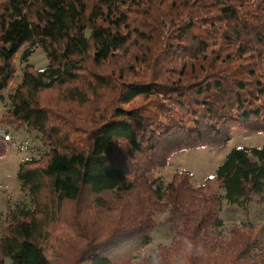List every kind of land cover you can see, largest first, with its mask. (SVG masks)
<instances>
[{"label":"trees","instance_id":"16d2710c","mask_svg":"<svg viewBox=\"0 0 264 264\" xmlns=\"http://www.w3.org/2000/svg\"><path fill=\"white\" fill-rule=\"evenodd\" d=\"M23 46L47 63H25L9 89ZM4 99L0 123L36 132L46 151L18 164L31 203L8 217L0 264H49L55 230L74 264H130L161 211L174 235L140 264H264V226L223 237L218 216L221 199L264 200V145L228 149L213 173L221 196L185 171L150 178L233 127L264 135V0H0ZM66 205L78 233L59 220Z\"/></svg>","mask_w":264,"mask_h":264},{"label":"rangeland","instance_id":"374dc122","mask_svg":"<svg viewBox=\"0 0 264 264\" xmlns=\"http://www.w3.org/2000/svg\"><path fill=\"white\" fill-rule=\"evenodd\" d=\"M28 50L26 62H22L20 55L22 51ZM25 50V51H26ZM25 63H29L33 69L40 70L47 61L43 52L37 47L23 46L17 53L15 58L16 73L10 83L9 89L14 87L20 78L22 67ZM141 99L137 98L131 103L124 105H138ZM8 105V101L0 102V114ZM0 135L4 136L5 150L0 154V236L8 220V217L17 214L19 210L30 206V195L27 190L20 187L16 180L15 173L18 164L29 158L39 157L46 149L39 140L36 132H27L23 127L14 125L6 126L0 123ZM261 146L264 145V135L258 132H249L240 127L231 128L228 140L220 146H196L177 153L171 154L166 163L154 170L150 178L165 184L175 171H185L192 183L197 186L206 184L208 193L222 194L214 180V169L221 161L223 155L233 146ZM157 182V181H156ZM73 207L71 205L64 206V212L60 216L63 224H69L71 229L77 232L73 226L71 217ZM221 221L220 235L227 237L226 229L233 224L245 225L251 224L264 226V200L252 198L249 202L242 206L226 203L221 199L220 211L218 214ZM153 227L149 233L148 243L134 252V257L130 260V264H140L143 260L150 258L153 251L158 247H167L174 233L171 230L168 220V211L154 212L152 215ZM97 231H100V228ZM55 230L48 238L50 248L47 251L49 264H74L69 258L76 251L71 245V241L66 235L58 234ZM75 240L81 242L80 237ZM77 244V242H76ZM79 264H83L80 262ZM174 264H178L175 260Z\"/></svg>","mask_w":264,"mask_h":264}]
</instances>
